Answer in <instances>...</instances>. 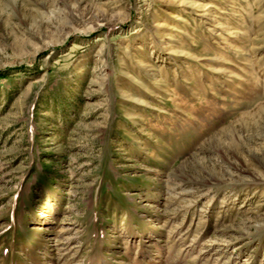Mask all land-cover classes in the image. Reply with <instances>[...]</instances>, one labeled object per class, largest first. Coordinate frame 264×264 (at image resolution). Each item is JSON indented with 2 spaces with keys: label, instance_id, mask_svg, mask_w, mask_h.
<instances>
[{
  "label": "rangeland",
  "instance_id": "374dc122",
  "mask_svg": "<svg viewBox=\"0 0 264 264\" xmlns=\"http://www.w3.org/2000/svg\"><path fill=\"white\" fill-rule=\"evenodd\" d=\"M0 264H264V0H0Z\"/></svg>",
  "mask_w": 264,
  "mask_h": 264
}]
</instances>
